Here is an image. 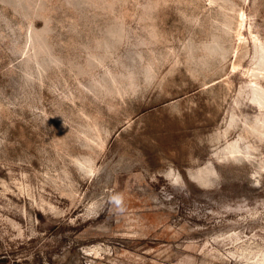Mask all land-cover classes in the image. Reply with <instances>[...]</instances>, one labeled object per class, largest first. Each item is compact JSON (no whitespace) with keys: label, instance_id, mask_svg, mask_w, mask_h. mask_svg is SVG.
<instances>
[{"label":"rangeland","instance_id":"obj_1","mask_svg":"<svg viewBox=\"0 0 264 264\" xmlns=\"http://www.w3.org/2000/svg\"><path fill=\"white\" fill-rule=\"evenodd\" d=\"M0 264H264V0H0Z\"/></svg>","mask_w":264,"mask_h":264},{"label":"clouds","instance_id":"obj_2","mask_svg":"<svg viewBox=\"0 0 264 264\" xmlns=\"http://www.w3.org/2000/svg\"><path fill=\"white\" fill-rule=\"evenodd\" d=\"M113 202L118 206L117 210L122 212L124 209L121 206L122 205V201H123V197L120 195L114 196L112 197Z\"/></svg>","mask_w":264,"mask_h":264}]
</instances>
